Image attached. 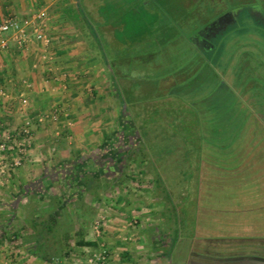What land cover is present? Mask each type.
<instances>
[{
  "label": "rangeland",
  "instance_id": "rangeland-1",
  "mask_svg": "<svg viewBox=\"0 0 264 264\" xmlns=\"http://www.w3.org/2000/svg\"><path fill=\"white\" fill-rule=\"evenodd\" d=\"M23 1H26V8L15 11L16 16L22 20L29 19L34 12L46 5L42 0ZM92 1L94 3L91 6L94 8L86 9L85 0H78V12L73 13L72 18L88 26L95 34L94 38L103 42L102 47L105 50L102 51V55L106 58L107 71L112 72L109 64L115 67L114 71L117 67L120 70L118 78L115 79L120 96L123 98L122 128L124 130L115 132V129L119 128L118 123H110L106 125V132L107 136L117 137V142L122 148H130L131 151L123 157L124 164L116 173L112 164H109L112 155L107 153L108 160L104 170L103 161L94 157L91 148L87 150L83 168H89L96 176L101 174V177H93L92 174L86 173L81 181L84 185L91 182L93 184L89 185L86 191L84 187L79 189L74 183L77 187L75 186L76 192L72 195L69 194L72 189L69 192L64 191L67 189L66 182L72 184L76 181L72 174H68L65 182L54 189L59 201L53 204L57 207V211L53 210L57 218L55 223L57 227L52 234L45 236L47 237L45 246L40 248L37 256L44 264H83L90 254L98 252L99 247L76 245L77 236L74 234V229L81 227L86 238H92L99 243L98 237L92 231V224L95 220H100L102 232L106 223L108 227L110 225L108 229L111 232L108 234L109 237L107 235V258L104 264H141L152 260L154 256L150 255L152 251L150 239L153 233L159 234L155 227L158 223L156 217L160 204L147 202L149 194L145 192L146 189H137L135 183L148 185V180L154 178L153 192L160 195L165 202V213L162 214H166L168 231L174 232L172 235L176 232L177 235L174 247H168L169 250L159 236L153 237L155 242L161 245V254L162 251L168 253L167 258L164 253V256L154 263L187 264L190 256V235L193 233L197 217L195 199L200 185L199 168L203 152L199 119L194 112L193 101L211 95L215 91L221 75L220 70L223 69L222 64L225 63L222 56L228 54L226 52L232 51V54L241 60L231 65L232 74L237 66H240L242 72L243 66L248 73L250 72L243 82L260 84L257 73L264 66H257L252 58L256 57L259 64H264L259 60L264 58V0ZM95 16H100L104 24L113 25L115 38L121 42L126 41L127 47L117 53L111 52L110 46L101 35L100 21L95 20ZM211 26H214V33L203 39L204 43H198L197 33ZM9 33L10 31L7 32ZM231 47L234 49L231 50ZM233 82L238 83L237 79H233ZM168 94H171V97L164 98ZM57 110V117L63 110L71 114L70 109L66 107ZM0 111L5 123H8V118L13 119V112L3 113L2 109ZM119 113L120 106L117 108V114ZM127 113L134 121L133 129ZM70 122L72 123L71 120ZM13 125L18 126L19 121L16 119ZM67 129L70 130L69 133ZM55 130L58 136L67 133V141L74 143V146L78 144L79 140L75 137V133H72L70 126L67 128L65 123L60 122ZM106 149L108 152V148ZM73 159L72 162L65 164L66 168L80 162L78 155H74ZM100 166H102L101 170H99ZM104 171L105 176L102 175ZM122 186L127 187L125 191H121ZM98 192L101 193L102 201L99 200ZM72 196L75 198L72 199ZM59 197L64 199L60 207ZM117 201L123 204L120 203L119 206ZM138 203H142L144 212L150 213L147 216L153 215L154 221L152 220L153 224L150 225L143 219L144 224L141 223V229L146 228L145 232L140 233V237L135 235L132 237L130 236L133 233L132 228L135 229L139 223L133 217L131 210ZM44 208L45 206L39 208L38 205H34L31 200L21 206L20 214L24 223L22 225L26 228L27 237L30 233L28 228L32 227V223L38 224L35 230L44 232V226L39 225L40 219L46 220L47 217ZM172 209L177 211L175 218ZM174 225L175 229H172ZM64 227L68 230L67 234L63 232ZM115 239L118 240L117 244ZM48 246L56 251V256L51 262L41 258L42 251L48 250ZM125 246L132 247L130 249L132 253L129 252L128 256L124 254V258L115 256L119 252H110L113 247H117L115 251L119 249L121 251ZM13 257L12 252L4 251L0 247L1 264H10Z\"/></svg>",
  "mask_w": 264,
  "mask_h": 264
},
{
  "label": "crops",
  "instance_id": "crops-1",
  "mask_svg": "<svg viewBox=\"0 0 264 264\" xmlns=\"http://www.w3.org/2000/svg\"><path fill=\"white\" fill-rule=\"evenodd\" d=\"M42 1L46 3L40 10L47 14L44 21V32L50 37V46L47 48L43 47L42 42L35 38L33 32L27 30L28 38L24 46L19 47L9 33L8 47L0 51V86L7 93V96L2 99L1 109L3 113L5 111L8 113L13 112V119L10 120L8 118V123H5L6 127L13 126L17 119L19 124L29 122L34 131V143L22 164L14 169L0 172V247L4 251H10L14 254L10 264H44L35 254L37 244L33 226L28 228L30 236H26V228L22 225L24 223L20 214L21 206L26 201L31 200L39 208L45 206V213L53 212V210L57 211V207H54V205L59 201H57V193L54 189L60 187V184L62 185L66 180L64 176L59 174L61 167H65V164L69 161L72 162L74 155H78L79 158L91 148L94 152V157L103 161L102 165L105 170L106 160H108L106 125L123 122L122 112L124 107L117 96L116 90L110 87V72L107 71L106 58L102 55V51L104 52L105 50L102 47L103 42L101 43L94 38L95 34L88 26L72 18V14L78 12V0ZM92 3H94L92 0H85L86 9H93ZM94 6L96 7L95 4ZM25 8L26 1L23 0H0V17L7 14L16 16L15 11H18V9L21 11ZM95 20L100 21L99 29L101 35L110 46L111 52L117 53L127 47L128 43L126 41L121 42L115 38L113 25L104 24L100 16H95ZM128 48L130 50V47ZM237 57L235 54H231L228 57L226 66L220 70L219 81L228 86L234 97L240 100L246 108L247 114L244 121L247 124L258 123L261 129L258 139H264V68L259 69V73H257V77L260 79V86L254 85L252 82H243L246 77L234 78L237 77V71L234 74L231 72V65H234L233 62L238 59ZM113 60H116V58L114 57ZM259 60L264 63V58ZM259 65L264 66V64ZM119 72L120 70L117 67L115 74L119 75ZM233 79H237L238 83H234ZM168 95L164 98L167 99ZM22 97L26 98L27 103L21 108L19 100ZM118 106H120L119 114H117ZM60 107L70 109L71 114L69 115L67 110H63L60 116L57 117L56 114L55 120L49 121L45 125L36 123L35 117L37 113H50L52 110L58 111L57 109ZM127 115L130 118L131 129H133L134 121H132L130 114L127 113ZM1 118L3 120L2 116ZM60 122L62 124L65 123L67 128L70 126L72 133H75V137L79 140L78 144L74 146V143L67 141V133L70 132L68 129L66 134L57 135L55 128ZM117 130L115 129V131ZM248 135H250L249 132ZM250 152L251 150H249ZM260 152L263 157L264 151ZM200 161L202 162V158ZM77 164L71 165L69 167L70 171ZM201 164L199 168L200 174L203 168ZM256 167L264 172V159L260 160ZM101 168L102 166L99 167V170ZM103 173L102 175L105 176L106 172L104 171ZM98 177H101V174ZM201 180L202 176L200 175V185ZM74 183L77 184L76 181H73L72 184L66 182L65 186L69 190L65 189L64 191L69 192L72 189L69 194L74 195V192H76ZM148 183L150 185L135 184L137 189H146L145 192L150 196H148L149 201L147 202L160 204L158 206L160 209L156 207L158 209V217H156L158 223L155 228L159 231V234L167 231L168 234H166L170 237L169 227L166 225V221H168L166 214H162V212L165 213V202L160 195L153 192L154 188L150 180H148ZM200 185L199 187L202 186ZM125 187L122 186L121 191H125ZM199 191L200 189L197 190L196 203H198L200 197ZM182 193L181 195H183ZM100 194L98 192L99 200L102 201ZM74 198L72 196V199ZM60 200L59 207L64 199ZM116 203L119 206L123 204V202H120V204L118 201ZM144 210L142 203H138L131 210L133 217L139 223V225L136 223L137 227L135 229L132 228L133 233L130 234L132 237L134 235L140 237L139 234L143 231L145 232L146 228L141 229V223L144 224L143 219L149 222L146 221L147 224H153L151 222L152 220L154 221L153 215H151L152 217L147 216L150 213L144 212ZM38 214L40 215V211H38ZM154 215L156 216V214ZM105 220L108 219L105 218ZM107 225L108 223L104 225L105 228L98 237V242L104 243L106 249L108 245L107 235L111 233L110 229H108L110 225L109 227ZM114 233L117 235L115 230ZM16 234V239H9ZM159 234L153 233L151 236H159ZM84 236L86 240H93L92 238H86V234ZM165 238L168 240L167 237ZM152 240L154 241L153 237ZM117 242L118 240L115 239V244ZM153 243V245H150L152 250L150 255L153 254L154 260H148L141 264H149V261L153 264L155 261L160 260V248L156 249L159 242L156 243L154 241ZM163 244L166 247L167 242L163 241ZM116 248L113 247L110 252H119L120 254H115L119 258H124V252H127V255L129 252L130 254L132 253L130 250L132 247L125 246L121 251L120 249L115 251ZM27 252H30V254H26Z\"/></svg>",
  "mask_w": 264,
  "mask_h": 264
},
{
  "label": "trees",
  "instance_id": "trees-1",
  "mask_svg": "<svg viewBox=\"0 0 264 264\" xmlns=\"http://www.w3.org/2000/svg\"><path fill=\"white\" fill-rule=\"evenodd\" d=\"M226 53H228L227 56H222L225 62L222 64L223 69L233 52ZM237 58L235 62H241L239 57ZM252 59L258 66V59L256 57ZM109 67L112 70L109 76L110 87L116 90L122 102L123 98L120 96L116 80L118 75L115 74L111 64ZM242 68L240 72V66H237V78L243 76L248 78L250 72L248 73L245 67L242 66ZM168 96L171 97V94ZM192 106L199 119L203 168L197 217L193 233L190 235V256L187 264H264V172L256 167L258 162L264 159V156L260 154V151H264V139H258L261 129L257 122L247 124L244 121L247 114L246 108L221 81L211 95L193 101ZM118 126L115 132H122L123 124L119 123ZM117 141V137L107 136L106 148L109 150L108 154L112 155L109 164H112L115 171L119 172L124 164L123 157L131 149L122 148ZM249 150H251L250 153ZM83 160H85V154L79 157L80 162L75 165L74 170L70 171L69 168L61 167L59 174L65 178L68 174H72L79 189L84 187L87 191L93 182L84 185L81 181L83 176L86 173L92 174L93 177L98 176L95 172H91V169L83 168L85 163ZM150 183L154 185V178L150 179ZM176 212V209H172L174 218ZM45 219H40L39 223L45 228L43 233L35 230L38 224L32 223L36 233V255L40 248L45 246L47 239L45 236L52 234L57 227L55 224L57 218L53 212L47 213ZM172 229H175V225ZM63 232L67 234L68 230L64 227ZM173 233H170L168 240L165 238H168V233L159 234L162 241L167 242L168 250V247H174L177 240L176 232L172 235ZM74 234L77 236L75 243L78 246L97 245L96 240L85 239L84 230L81 227L74 230ZM43 235L44 238H42ZM16 238L17 234L9 239ZM154 241L150 239L152 245ZM160 247L159 243L156 249ZM55 252L51 246H48V250L42 251L41 258L51 262L56 256ZM124 253L128 256L127 252ZM164 253L167 258V252H162L161 257ZM165 264L168 263L165 262Z\"/></svg>",
  "mask_w": 264,
  "mask_h": 264
},
{
  "label": "built area",
  "instance_id": "built-area-1",
  "mask_svg": "<svg viewBox=\"0 0 264 264\" xmlns=\"http://www.w3.org/2000/svg\"><path fill=\"white\" fill-rule=\"evenodd\" d=\"M46 14L43 10L34 12L29 19H20L13 14H7L0 17V51L8 47V34L17 43L19 47L24 46L27 41V30H31L35 38L42 42L43 47L50 46V37L44 32V21ZM5 33V34H4ZM7 96L4 88L0 86V109L1 102ZM27 103L26 98L19 100L20 107H24ZM56 111L39 112L35 117V121L39 125H45L49 121L55 120ZM7 125L1 118L0 111V172L14 169L22 164L28 151L34 143V131L29 122L21 123L18 126ZM103 220V216L101 217ZM92 231L97 237L102 233L101 221L95 220L92 224ZM98 245V252L90 254L83 264H104L107 258V249L101 242Z\"/></svg>",
  "mask_w": 264,
  "mask_h": 264
},
{
  "label": "flooded vegetation",
  "instance_id": "flooded-vegetation-1",
  "mask_svg": "<svg viewBox=\"0 0 264 264\" xmlns=\"http://www.w3.org/2000/svg\"><path fill=\"white\" fill-rule=\"evenodd\" d=\"M213 27L214 26H211V27L205 28L204 30L199 31L197 33L199 40H198V38H196V41L198 43H204V41H202V40L214 33V31H213L214 28Z\"/></svg>",
  "mask_w": 264,
  "mask_h": 264
}]
</instances>
